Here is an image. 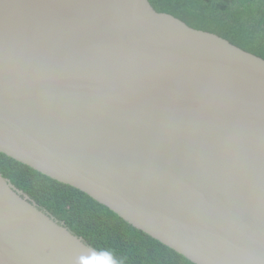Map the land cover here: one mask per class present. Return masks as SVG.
Instances as JSON below:
<instances>
[{
    "label": "water",
    "instance_id": "1",
    "mask_svg": "<svg viewBox=\"0 0 264 264\" xmlns=\"http://www.w3.org/2000/svg\"><path fill=\"white\" fill-rule=\"evenodd\" d=\"M0 153L194 264H264V58L150 0H0ZM0 264H109L0 173Z\"/></svg>",
    "mask_w": 264,
    "mask_h": 264
},
{
    "label": "trees",
    "instance_id": "2",
    "mask_svg": "<svg viewBox=\"0 0 264 264\" xmlns=\"http://www.w3.org/2000/svg\"><path fill=\"white\" fill-rule=\"evenodd\" d=\"M156 10L264 58V0H150ZM0 173L109 264H194L87 194L0 153Z\"/></svg>",
    "mask_w": 264,
    "mask_h": 264
}]
</instances>
